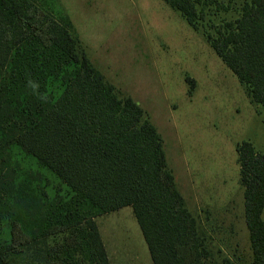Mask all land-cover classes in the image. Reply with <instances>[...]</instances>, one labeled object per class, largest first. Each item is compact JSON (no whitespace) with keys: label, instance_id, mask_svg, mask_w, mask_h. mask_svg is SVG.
Listing matches in <instances>:
<instances>
[{"label":"trees","instance_id":"1","mask_svg":"<svg viewBox=\"0 0 264 264\" xmlns=\"http://www.w3.org/2000/svg\"><path fill=\"white\" fill-rule=\"evenodd\" d=\"M164 1L194 29L202 27L201 0ZM207 40L264 108V0H245L240 16ZM51 77L63 80L58 97L48 91ZM187 81L192 94L195 80ZM12 143L51 169L72 195L60 205H34L31 216H40V225L29 231L15 217L10 239L0 243V264H15V252L61 232L66 235L49 247L44 264H111L95 218L127 205L154 264H237L208 247L142 106L106 80L79 37L34 0H0V203L13 186ZM237 153L250 264H264V153L249 140L237 144ZM5 217L0 208V229Z\"/></svg>","mask_w":264,"mask_h":264},{"label":"rangeland","instance_id":"2","mask_svg":"<svg viewBox=\"0 0 264 264\" xmlns=\"http://www.w3.org/2000/svg\"><path fill=\"white\" fill-rule=\"evenodd\" d=\"M34 1L79 37L85 53L106 80L142 106L162 136L169 167L181 191L184 180L192 176L183 163V149L190 160L189 146L199 151L212 147L219 152L221 148L227 185L231 191L236 189V143L250 139L264 149V108L251 101L243 83L215 52L207 36L236 20L245 0H201L198 6L204 10V19L200 29H194L181 11L164 0ZM188 76L196 81L192 100ZM63 88L61 77L49 79L48 91L54 97ZM204 128L215 132L205 133ZM8 153L14 176L11 194L0 203L6 216L1 224L0 243L10 239V224L15 217L29 231L40 225V216H31L34 205H60L72 195L51 169L18 144L12 143ZM235 193L239 197L241 190L237 187ZM215 198L210 196L213 202ZM188 204L209 237L208 247L215 257L221 258L220 248L225 249V256L236 261L240 257L232 253V248L239 245V250L245 252L242 264H248L251 251L247 225V235L241 226L236 229V238L221 239L219 203L206 206L188 196ZM127 210L132 214V209L126 208L120 216L99 219L103 230L112 237L110 247L121 260L113 259L114 264H154L141 228L135 216H126ZM64 235L66 232L37 237L31 245L13 254V262L44 264L49 247Z\"/></svg>","mask_w":264,"mask_h":264},{"label":"crops","instance_id":"3","mask_svg":"<svg viewBox=\"0 0 264 264\" xmlns=\"http://www.w3.org/2000/svg\"><path fill=\"white\" fill-rule=\"evenodd\" d=\"M194 88H196V81H195ZM193 97L194 95L191 97V100L193 99ZM259 106L263 108L261 104H259L258 107ZM260 114L263 115L262 111H260ZM263 124H264V120H263ZM203 131H205V133H210V134L215 132L213 131V129H207V128H204ZM244 140L251 141L250 139H244ZM257 140L259 141V139ZM251 142L254 144V146L256 147L258 151L264 153V149H260L258 146L255 145V142L253 141ZM238 143L239 142L236 143V153H237ZM185 151L186 150L183 149V153H185V160L183 159L184 160L183 163L186 167L189 168V171L192 176L191 178H187L188 181L187 179L184 180V191H181L179 186L178 188L183 194V197L185 198L188 208L190 209L189 204H188V196L194 198L196 201L206 206L219 203V238L221 239L236 238L237 237L236 234L238 232L236 229H239L241 226H243V230L247 235V231L249 229L246 230V225H247L245 223L246 219L244 220L245 218V204L243 208L244 188L240 184V181H239L240 164L238 162V153H237L236 158L235 156L234 157L232 156L233 160L236 159L237 161V168H238V173H239L238 181H237V184L235 185V188L237 189L238 187V189L241 190V194L243 195V198L241 194L239 197H237V193H235L236 189H233L231 191L230 187L227 185L228 178L224 176V161H223V154H222L221 148H219V152L218 150H214L212 147H208L206 149L202 147L199 151L195 147L191 148L189 146L188 151H190L189 152L190 160L186 159ZM210 196L216 197L214 202L213 200H210ZM126 208L132 209L133 211L131 214L130 212L131 210H127V213H126L127 217L135 216L133 207L131 205H127L117 210L98 215L95 218L111 264H114L113 259H115L116 261H121V260L117 259L116 257L117 253L114 251V248L110 247V244H112V237L111 235L108 234L107 231L103 230V226L100 223L99 219L101 216H120L122 215L120 211H123V209H126ZM262 217L264 220V207L262 211ZM239 220L241 224H239ZM225 223L228 224V226H224ZM222 231L224 233H222ZM232 249L234 251L232 253L239 255L238 257H240V259H238L239 261L236 260L235 262L237 264H242L241 259H243L244 257L243 255H245V252L239 250V245H235V247H233ZM223 251H225V249H223ZM250 251L251 252L248 253V256H250V261L248 262V264H250L253 260V252L251 248V243H250Z\"/></svg>","mask_w":264,"mask_h":264}]
</instances>
